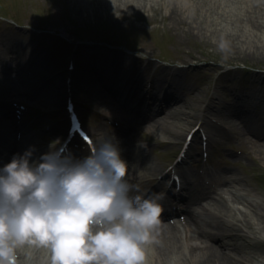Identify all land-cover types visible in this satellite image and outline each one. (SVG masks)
<instances>
[{"label":"bare ground","instance_id":"bare-ground-1","mask_svg":"<svg viewBox=\"0 0 264 264\" xmlns=\"http://www.w3.org/2000/svg\"><path fill=\"white\" fill-rule=\"evenodd\" d=\"M110 1L115 4V12L122 18L130 17L131 10L136 11L134 13L137 16L143 17L142 11L152 5L149 1L143 0ZM164 4L168 12L170 11L169 16L173 25H183L182 29L190 33L208 35L219 47L233 55L244 57L249 54L264 60V44L249 38L254 37L259 40L257 37H262L264 34V0H166ZM219 19L221 23L225 21L224 24H229V26L226 25L229 32L218 31L219 28L223 29ZM215 22L219 23L216 24V29L219 27L217 30L212 28ZM240 30L244 34L238 33ZM104 49H94L95 56L85 63L84 67L82 66L83 84L81 85L86 92L99 100L106 96H114L115 99L125 97L128 112H130L129 109L137 107L139 109L141 105L146 104L150 108L149 112L145 115L139 109L135 115L139 123L145 124L144 126L151 130L159 129L168 136L181 137V139H186L193 122L202 120L205 121L203 125L205 129L221 134L216 124L210 119V115L205 112L214 113L234 127L235 131L243 136V140L264 152V123L253 118L257 111L256 106L251 104L253 96L237 95L236 101L230 104L224 103L215 96L209 99L208 105L204 107L201 114L194 115L190 110L197 107L200 110L207 100L204 97H197L196 90H193L190 84L182 83L179 75L175 80L174 75L173 79L168 81L172 75L166 76V69H161L156 74L148 73V68L143 72L140 65L143 59L123 53L114 54V52H111L113 54L111 56L120 62L117 60L119 64H115V67L111 66L110 71L105 67L109 56L100 52ZM3 61V54L0 53V62ZM13 63H15L14 59L8 64ZM16 64L19 68L23 66L22 60ZM34 64L36 67L43 65L38 61H34ZM123 70L132 71L125 87L119 83L123 77ZM0 71L1 73L14 72L5 64L1 65ZM258 76L257 74L256 77ZM260 78L264 84V77L260 76ZM257 80L260 79L257 78ZM222 87L231 89L227 81ZM146 91L148 95L142 98ZM188 92L194 96V103L189 101ZM138 96H140L139 105H133L132 101L135 100L136 104L135 98ZM154 106H157V111H154ZM177 106L180 108L178 109ZM108 108L112 113H117L114 108ZM184 108H186L185 111H182ZM117 116L123 118L122 115ZM126 122L127 120L124 121V129L131 132ZM97 130L98 136L107 135L103 128H97ZM115 137L122 150L121 157L128 164V178L147 179L159 171L160 168L152 162L145 161L135 154L131 155L127 147V138L120 135ZM176 145L174 143L173 148ZM48 151L47 149L46 152ZM241 183L240 177H228V173L220 171L216 175L214 185L216 188H213L216 195L205 192L207 189H203L205 193L201 192L190 201L185 196L181 197L183 211L188 216V226L182 228L178 224L160 222L146 247L147 264H250L255 257L264 259V246L261 245V241H258L260 238L257 237L258 240H256L251 236V234H259L256 231V224L264 228V204L244 194L245 189L241 187ZM189 203H192L194 208H198V211L194 212L190 209ZM232 209L240 217L237 221L242 222L241 230L234 225L233 218L226 217V212H231ZM253 215H257L258 223L253 221ZM19 256L21 264H46L47 253L41 248H25Z\"/></svg>","mask_w":264,"mask_h":264},{"label":"rangeland","instance_id":"rangeland-1","mask_svg":"<svg viewBox=\"0 0 264 264\" xmlns=\"http://www.w3.org/2000/svg\"><path fill=\"white\" fill-rule=\"evenodd\" d=\"M143 1H149V4H152L142 11L143 17L137 16L134 10H131L132 15L130 17H120L119 13L115 12V4L110 0H0V15L14 18L25 26L48 30L46 35L26 39L38 41L42 38L43 42L52 44L58 51V59L49 62L48 65L46 64V69L39 70L41 76L52 82L51 85L55 88L54 92L57 93V96L65 95L63 94V87L65 86L64 82L68 79L66 70L69 69L71 59H76L78 63L77 74H80L77 82L78 99L95 104L105 101V99L99 100L96 96L86 92L84 86L81 85L83 84L81 69L89 61L83 53L89 52L91 46L111 43L117 46V49L134 57H144L145 59L160 57L171 61L169 65L162 62L163 66L159 69H166V76L172 75L168 81H171L174 75L175 80L176 76L179 75L182 83H188L191 88H194L193 90H196L197 97H204L207 100L200 110L199 107L190 110L194 115L201 114L212 97L218 96L224 103L230 104V102L236 101L235 96L249 94L253 96L251 104L257 106V111L253 116L254 120H260L261 123H264V115H262L264 111V84L260 78V76L264 77V60L249 54L244 57L233 55V53L226 52L225 49L219 47L215 40L210 39L208 35L190 33L182 29L183 25H173L169 16L170 11L168 12L164 4L166 0ZM1 20L5 19L0 18ZM218 21L221 23L220 19ZM219 23L215 22L212 28L216 29V24ZM224 23L225 21L220 24L223 29L218 27V31L229 32L227 27L229 24ZM258 31L260 32V30ZM238 33L243 32L240 30ZM262 35V37H257L259 40L254 37L249 38L264 44V34ZM86 47L88 48L85 49ZM115 53L116 51H114ZM117 60L108 59L107 62L113 63ZM153 60L159 64L161 62L158 59ZM257 74L258 77H256ZM12 76L0 73V91L4 94L3 97L0 92V98L3 100L9 96L7 94H9L10 89L7 88V85L12 83ZM226 81L232 91L222 87ZM57 96L54 97V100H57ZM187 97L189 101L194 103L195 98L191 93L188 92ZM42 104L51 113L60 111L62 107L60 106L57 110L58 107L55 106L58 104L50 102ZM63 106L65 110L66 105L64 103ZM155 108L157 109V107ZM177 108L180 107L177 106ZM52 115L53 119H58L59 115ZM213 115L218 116L214 113ZM47 120L50 121L52 118L48 116ZM87 123L91 130L95 127L93 125H99L108 131V128L94 120L90 114L87 116ZM194 123L191 124L190 130L196 127L198 122ZM137 130L135 131L137 142H142L145 146L143 151L137 152L159 168L166 167L173 158L174 149L166 143H181L184 140L181 137L168 136L159 129L151 130V128L140 127ZM221 134L227 136L224 131H221ZM231 134L226 139L222 138L224 146L230 147L227 148L228 151L241 149L243 154L234 157L235 151L231 155L227 151H222L224 146H219L213 156V161L221 169H228L231 175L241 177V187L245 189L243 190L244 194L246 193L264 204V152L254 148L245 139L243 140V136L238 132L235 131ZM226 217L233 218L234 225L240 230L243 229L241 220L237 221V218L240 219V217L235 210L227 211ZM252 219L258 223L257 215H253ZM256 229L259 234H251V236L256 240L259 237L260 240L258 241H261V245L264 246V228L256 224ZM252 260L250 264H264L262 258L255 257Z\"/></svg>","mask_w":264,"mask_h":264},{"label":"clouds","instance_id":"clouds-1","mask_svg":"<svg viewBox=\"0 0 264 264\" xmlns=\"http://www.w3.org/2000/svg\"><path fill=\"white\" fill-rule=\"evenodd\" d=\"M116 137L96 138L84 158L53 143L0 168V264L41 248L46 264H147L160 225L162 194H141L128 179Z\"/></svg>","mask_w":264,"mask_h":264},{"label":"snow or ice","instance_id":"snow-or-ice-1","mask_svg":"<svg viewBox=\"0 0 264 264\" xmlns=\"http://www.w3.org/2000/svg\"><path fill=\"white\" fill-rule=\"evenodd\" d=\"M177 181H178V178H177Z\"/></svg>","mask_w":264,"mask_h":264}]
</instances>
